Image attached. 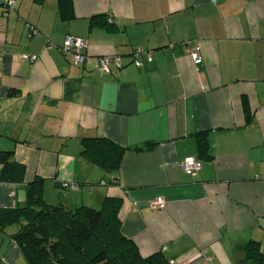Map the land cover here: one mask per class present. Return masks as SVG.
<instances>
[{"label": "crops", "instance_id": "obj_1", "mask_svg": "<svg viewBox=\"0 0 264 264\" xmlns=\"http://www.w3.org/2000/svg\"><path fill=\"white\" fill-rule=\"evenodd\" d=\"M7 1L0 152L24 174L19 183L0 181V210L25 206L26 185L38 177L44 201L67 210L120 199L121 233L142 257L161 251L179 264H255L240 263L239 246L254 241L264 254V0H71V19L59 0H13L11 11ZM67 36L87 41V63L61 54ZM109 55L121 67L105 73L99 59ZM89 138L126 149L119 169L105 172L81 155ZM146 144L153 146L132 150ZM186 158L201 168L186 174ZM60 182L77 187L61 190ZM156 199L163 209L149 207ZM18 228L0 230L3 264H26L11 239Z\"/></svg>", "mask_w": 264, "mask_h": 264}, {"label": "trees", "instance_id": "obj_2", "mask_svg": "<svg viewBox=\"0 0 264 264\" xmlns=\"http://www.w3.org/2000/svg\"><path fill=\"white\" fill-rule=\"evenodd\" d=\"M58 6L61 15L73 18L71 0H59ZM242 104L247 113L245 98ZM197 139L200 154L207 158V139L202 134ZM152 146L146 144L132 150L142 151ZM125 150L106 138L81 140V155L105 172L119 169ZM0 165L1 182L23 181L24 168L13 160L10 152H0ZM66 183L60 182L58 187L73 190ZM43 185L41 178H34L26 185L25 206L0 210V230L19 225L11 239L26 264H171L161 251L142 257L133 241L123 236L120 199L106 198L99 209L80 206L67 210L44 201ZM239 249L244 253L240 263L264 264L259 243L249 241ZM0 264H3L1 259Z\"/></svg>", "mask_w": 264, "mask_h": 264}, {"label": "built area", "instance_id": "obj_3", "mask_svg": "<svg viewBox=\"0 0 264 264\" xmlns=\"http://www.w3.org/2000/svg\"><path fill=\"white\" fill-rule=\"evenodd\" d=\"M15 7V1L13 0H8L7 1V10L11 11ZM111 21V19H109ZM185 50L186 52L190 55L191 60L195 63L198 64L201 60L200 56L197 54V48L193 47L189 42L185 43ZM50 45L46 46V49H49ZM59 51L63 55H70V60L71 63L79 66L83 65L88 62L89 56L87 54V49H88V43L86 40L73 37V36H67L64 39V42L61 46L58 47ZM139 55V52L134 54V60H133V65L135 67H140L141 66V61L137 56ZM152 52H146L145 56L148 61L152 60ZM21 60L26 61L27 63L31 64L36 60L35 56H30V55H21L19 56ZM110 66H115L117 68L121 67L119 57L115 55H109V56H103L99 59V68L101 71L108 73ZM181 168L182 170L188 174L191 175L198 171L201 168V163L193 158H186L182 163H181ZM65 186L70 187L71 189H75L74 184H68L66 183ZM165 206V203L161 199H156L153 200L152 202L149 203V207L152 210H160L163 209ZM171 264H179L177 262H171Z\"/></svg>", "mask_w": 264, "mask_h": 264}]
</instances>
